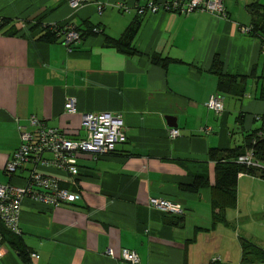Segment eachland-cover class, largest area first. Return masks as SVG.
Here are the masks:
<instances>
[{"label": "crops", "instance_id": "crops-1", "mask_svg": "<svg viewBox=\"0 0 264 264\" xmlns=\"http://www.w3.org/2000/svg\"><path fill=\"white\" fill-rule=\"evenodd\" d=\"M146 1L93 0L72 8L68 0H0V183L21 185L34 167L27 164L11 175L5 170L20 130H36L31 117L81 138L83 113L120 114L126 137L105 156L80 154L73 182L61 169L37 166L78 198L55 208L23 200L18 226L35 254L28 264H131L122 258L124 248L138 254L136 264L231 259L227 231L234 216L224 208L221 220H214L215 163L208 152L241 146L246 134L264 130V39L250 34V6L264 0H222L224 16L139 13L136 6ZM96 2L103 3L101 12ZM134 19L140 21L132 42L136 51L128 54L106 41L119 38ZM53 25L97 26L101 32L69 46L62 38L38 39ZM153 55L172 61L163 66ZM215 56L224 73L236 78L230 89L220 87L210 70ZM214 95L222 98L221 113L207 105ZM69 97L76 99L73 112L65 107ZM167 116L176 126L168 125ZM172 128L178 135H170ZM199 174L207 184L196 191L183 187ZM151 198L179 204L182 220L175 223L152 207ZM237 198L239 203L236 186L231 209ZM239 249L243 263L240 242ZM0 264L25 263L1 242Z\"/></svg>", "mask_w": 264, "mask_h": 264}, {"label": "built area", "instance_id": "built-area-1", "mask_svg": "<svg viewBox=\"0 0 264 264\" xmlns=\"http://www.w3.org/2000/svg\"><path fill=\"white\" fill-rule=\"evenodd\" d=\"M93 0H68L72 8ZM98 12L102 11L103 3L96 2ZM139 13L149 11L171 12L178 10L183 14L207 11L225 15L222 0H171L156 2L147 0L145 5L136 6ZM1 24V18H0ZM80 39L79 33L73 27H69L63 34L62 40L68 46ZM76 99L69 97L66 101V110L75 111ZM208 107L216 113L223 110V101L220 96H211L207 102ZM30 123L36 128L34 131L20 130V144L7 162L5 170L9 175L16 173L27 164H32L29 176L21 185L0 183V222L5 228L19 234L18 215L23 200L27 199L36 204L49 208H55L60 204H70L76 201L78 194L68 188L59 186L58 180L41 173L37 166H54L68 173L70 182L79 176L78 156L82 153L90 154L94 159L105 156L116 149V146L125 141L123 119L120 114L110 112H85L81 117V125L84 136L81 138L69 137L58 128L46 126L35 117L30 118ZM172 137L178 135L176 129L170 130ZM238 161L252 167H258L253 152L248 150L239 155ZM152 207L164 212L181 216L184 209L177 203L164 198H151ZM1 241V234H0ZM107 253H111L108 249ZM124 261L131 264L139 262L138 254L126 248L121 250ZM32 257L35 254H31ZM216 258H214L215 260Z\"/></svg>", "mask_w": 264, "mask_h": 264}, {"label": "trees", "instance_id": "trees-1", "mask_svg": "<svg viewBox=\"0 0 264 264\" xmlns=\"http://www.w3.org/2000/svg\"><path fill=\"white\" fill-rule=\"evenodd\" d=\"M250 10H252L253 13L250 34L264 39V5L253 4L250 6ZM2 23L6 22L3 20ZM139 26V19H134L126 27L119 38L115 39L107 36L106 41L116 45L122 49V51L131 54L136 51L132 46V42L137 34ZM68 28L69 27L62 28L57 25L45 26L38 39L47 41L57 40L62 38L63 34L68 30ZM74 30L79 33L80 39L85 34L101 32L97 26L90 28L88 27L85 28V30H80L79 28L74 27ZM152 60L155 63L162 64L163 66H166L170 61H172L170 59H163L155 55L152 56ZM210 70L218 76V83L220 87H224V90L231 88L236 78L224 73L222 69V62L218 56L213 58ZM115 150L113 152H115ZM248 150L253 152L255 160L259 163L258 167L247 166L238 161L239 155L245 154ZM208 157L215 163V179L211 188L212 207L214 208L213 217L214 220L217 221L221 220V210L224 208L235 207L236 186L240 173L255 176L264 180V130H253L249 134H246L244 144L241 146H235L227 149L210 148ZM207 183V176L204 174H199L195 175L194 180L190 185H183V187L188 190L196 191ZM215 209H218L219 211L217 212ZM170 215L175 218L173 220L175 223L182 220V215ZM0 234V243H7L8 246L16 252L21 261L25 264H28L32 253L30 254L28 252L20 233L17 234L10 231L0 222ZM239 239L242 254L241 260L243 263H264V248L261 247V245H258L246 237H239Z\"/></svg>", "mask_w": 264, "mask_h": 264}, {"label": "rangeland", "instance_id": "rangeland-1", "mask_svg": "<svg viewBox=\"0 0 264 264\" xmlns=\"http://www.w3.org/2000/svg\"><path fill=\"white\" fill-rule=\"evenodd\" d=\"M238 193L239 203L237 198L236 208L229 209L230 215H233L234 219L229 222L231 228L227 231V249L232 255L228 264H245L240 263L239 260L240 239L236 235L251 239L264 248V180L242 175L237 184V195Z\"/></svg>", "mask_w": 264, "mask_h": 264}, {"label": "water", "instance_id": "water-1", "mask_svg": "<svg viewBox=\"0 0 264 264\" xmlns=\"http://www.w3.org/2000/svg\"><path fill=\"white\" fill-rule=\"evenodd\" d=\"M174 117H172V116H167L166 117V120H167V123H168V125H170V126H176V123H174ZM171 121H173V123H171Z\"/></svg>", "mask_w": 264, "mask_h": 264}]
</instances>
